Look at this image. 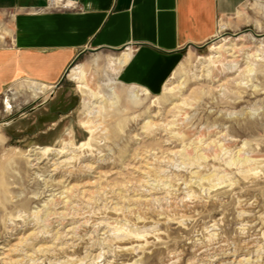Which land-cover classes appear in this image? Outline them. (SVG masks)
<instances>
[{
    "label": "rangeland",
    "instance_id": "obj_1",
    "mask_svg": "<svg viewBox=\"0 0 264 264\" xmlns=\"http://www.w3.org/2000/svg\"><path fill=\"white\" fill-rule=\"evenodd\" d=\"M124 51L0 94V264H264V0L168 90L122 83Z\"/></svg>",
    "mask_w": 264,
    "mask_h": 264
},
{
    "label": "crops",
    "instance_id": "obj_2",
    "mask_svg": "<svg viewBox=\"0 0 264 264\" xmlns=\"http://www.w3.org/2000/svg\"><path fill=\"white\" fill-rule=\"evenodd\" d=\"M66 1L75 6L0 0V94L18 80L54 86L85 52L129 49L120 55L128 57L119 80L160 92L181 51L210 42L219 21H228L250 0Z\"/></svg>",
    "mask_w": 264,
    "mask_h": 264
},
{
    "label": "bare ground",
    "instance_id": "obj_3",
    "mask_svg": "<svg viewBox=\"0 0 264 264\" xmlns=\"http://www.w3.org/2000/svg\"><path fill=\"white\" fill-rule=\"evenodd\" d=\"M218 36H220V35H218ZM221 37V36H220ZM240 38H241V36H240ZM222 40H225V37H221L220 38V40L219 41H222ZM229 40V39H228ZM211 50H214V51H216L217 53L219 52L218 50L221 48V46L219 45V43L217 42H215V43H213V45H211L210 47H209ZM127 57H128V54L127 53H125V54H123L122 56H120L119 58H118V60L116 61V63L119 65V67L125 62V60L127 59ZM115 63V64H116ZM117 65V66H118ZM118 67V68H119ZM80 68V66H75L73 69H72V71L73 72H79L78 71V69ZM75 74V73H74ZM168 82V81H167ZM170 86V85H169ZM165 90H168L169 89V87H168V83H166V85H165V88H164ZM34 91V94H35V92L37 93L39 90H33ZM144 92L145 93H148V92H146L145 90H144ZM143 92V93H144ZM120 96V95H119ZM119 96H118V98H119ZM133 96V95H132ZM134 96H136V95H134ZM133 98H135V97H133ZM37 147V146H36ZM37 148H39L40 150H43V151H46V150H49L50 149V146H45V147H37ZM33 149V148H32ZM36 151V150H35ZM54 151V150H53ZM34 154V153H33ZM37 154V153H36Z\"/></svg>",
    "mask_w": 264,
    "mask_h": 264
},
{
    "label": "built area",
    "instance_id": "obj_4",
    "mask_svg": "<svg viewBox=\"0 0 264 264\" xmlns=\"http://www.w3.org/2000/svg\"><path fill=\"white\" fill-rule=\"evenodd\" d=\"M48 6L52 8L68 9L74 7V3L66 0H47Z\"/></svg>",
    "mask_w": 264,
    "mask_h": 264
}]
</instances>
